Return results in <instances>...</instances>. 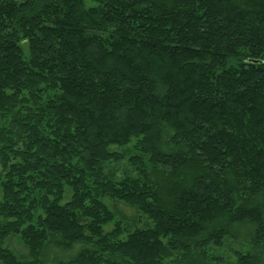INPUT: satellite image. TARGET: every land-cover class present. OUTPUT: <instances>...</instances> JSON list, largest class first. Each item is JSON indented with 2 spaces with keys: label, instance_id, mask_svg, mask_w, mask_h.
<instances>
[{
  "label": "trees",
  "instance_id": "trees-1",
  "mask_svg": "<svg viewBox=\"0 0 264 264\" xmlns=\"http://www.w3.org/2000/svg\"><path fill=\"white\" fill-rule=\"evenodd\" d=\"M50 256L264 264V0H0V264Z\"/></svg>",
  "mask_w": 264,
  "mask_h": 264
},
{
  "label": "rangeland",
  "instance_id": "rangeland-1",
  "mask_svg": "<svg viewBox=\"0 0 264 264\" xmlns=\"http://www.w3.org/2000/svg\"><path fill=\"white\" fill-rule=\"evenodd\" d=\"M119 207V210L122 211V217H127L128 221L133 219V212L128 209L127 207H124V206H118ZM10 245L12 247V249L16 252V253H23V248H21L19 246V244L16 242V241H12L10 242ZM238 246L236 244H233V246L231 247V249H236ZM74 253H71L68 254V253H61L60 254V257L62 258H67L68 256H72ZM224 255L226 256L225 252H224ZM52 256L54 257V253L52 254ZM52 256L50 257H47V260H46V263L47 264H52ZM52 258V259H51ZM51 259V260H50Z\"/></svg>",
  "mask_w": 264,
  "mask_h": 264
}]
</instances>
